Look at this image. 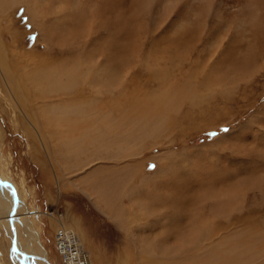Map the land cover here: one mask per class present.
<instances>
[{"label": "rangeland", "instance_id": "374dc122", "mask_svg": "<svg viewBox=\"0 0 264 264\" xmlns=\"http://www.w3.org/2000/svg\"><path fill=\"white\" fill-rule=\"evenodd\" d=\"M132 4L0 0V174L49 264L61 224L92 264H138L141 246L166 264H264V32L158 31ZM71 104L68 122L49 113ZM74 117L69 154L50 123ZM11 246L0 226L2 264Z\"/></svg>", "mask_w": 264, "mask_h": 264}, {"label": "bare ground", "instance_id": "6f19581e", "mask_svg": "<svg viewBox=\"0 0 264 264\" xmlns=\"http://www.w3.org/2000/svg\"><path fill=\"white\" fill-rule=\"evenodd\" d=\"M132 1H133L132 5H135L134 11H135V13H137L135 15L142 16L140 18H147L149 16L148 18H151L152 25H154V27H157L156 29H158V31H161V30L166 28V29H168V32H170V33L174 32L173 34H177L178 32H186V33L191 32V33H193L194 31H197V32L203 34L204 32L207 31V29L208 30H214V29L219 28V32H220L222 29H223V31H228V29L234 28V30H236L237 32L238 31L239 32L254 31V32H261L262 35L264 32V0H132ZM99 3H102V1ZM58 4H59V2H58ZM118 4H120V3H118ZM130 4H131V2H130ZM128 5H129V3H128ZM101 8H104V7L102 6ZM109 8H110V6H109ZM94 9H95V6H94ZM106 9H108V8H106ZM129 9H130V7H129ZM75 14H76V12H75ZM106 14H108V13H106ZM96 15H98V14H96ZM126 15H127V13H126ZM141 21H143V20L141 19ZM61 23H63V22H61ZM57 29H58V27H57ZM154 30H155V28H154ZM11 31H13V30H11ZM155 32H156V30H155ZM186 33H185V36H186ZM183 39H184V37H183ZM3 46L4 45L1 42L0 43V56L3 55L6 58L11 59L13 55L7 54L5 52L6 49ZM209 48H211V46ZM1 49L3 51H1ZM99 68H98V70H99ZM12 73H13V76L15 78V82L17 83V87L23 91L25 89L26 94L23 95V92H22V97L25 96L24 97L25 103H26L25 106H27V107L32 106L31 104L29 105L27 103L29 100V96L31 94V91L28 90L29 88L25 85L23 80H20V79H22L19 76L20 71L16 70L14 68ZM11 78H13V77H11ZM20 81H22V82H20ZM14 94H15V92H14ZM73 108L74 107L72 106V104L67 105V106H63V107H58V108L53 107L52 109L49 110L50 111L49 113L51 114V116H53V115L55 116V115L60 114L62 116V119L65 122H68L69 120H66V118L69 115L75 114L77 112V110H72ZM75 118L76 117H74V120H73L74 123H70L67 125H66V123L60 124L59 122H57L56 124L55 123L53 124L52 122L50 123V125H52L53 128L58 127L61 129V132L58 134H60V135L63 134V136L60 138H62V140H64V144H65L64 146H65L67 153H69V151H71L70 153H72V150L74 152V148L71 147L73 145L71 142V139L72 140L74 139L73 136L75 135V132H77V129H76L77 127L75 126V124L78 123V126H79V121L81 119V118L80 119H75ZM103 118L104 117H102L100 119L92 118L91 120L92 121L96 120L95 122H100V120H102ZM47 119L48 118H46L45 120H47ZM38 120L40 121L39 118H38ZM47 121H49V119ZM102 122H103V120H102ZM58 125H60L61 127ZM42 126H43V124L41 123L38 127L39 128L38 133L41 136V139L45 136V135L43 136V134H42L43 133ZM97 129H100V125L95 126V125L91 124V126L87 128L88 133L85 134L84 132H82V134H80L79 136H80V138L85 139V138H88L89 135H93L92 140H95L96 138L94 136H97L96 134H99V132H100ZM101 131H103V130H101ZM5 180L6 179H4L3 176L0 174V226L3 227L4 234L9 239L10 244L12 245L11 246L12 251L10 252L11 254L9 255V259L11 260V263L12 264H20V262H23V264H25L24 263L25 260L22 261L21 256H23V258H24V256H28L30 264H49V258H48L47 252L42 247L39 234L35 230L33 222L31 221V213H30V211L26 205L24 197L16 188H14L7 180L6 181ZM58 183H62V182L58 181ZM14 195H16V197H17L18 204L16 206L14 215L11 216V212H12L13 207H14ZM65 227H67V226H65ZM65 227L61 224L60 228L58 229L57 235H56L57 250L59 252V255L63 258L62 263L63 264H92L89 255L84 250L83 234H81V233H80V235L75 234V232H73V231H71ZM195 230H196V228H195ZM78 232H79V230H77V233ZM182 239H184V238H182ZM181 244H182V242H181ZM141 247L142 248L140 250L138 249L139 252L137 254V258H138L137 263L138 264H144V263L145 264H166L164 262L165 259L159 258L163 255L158 256L152 252L151 248H148V247L144 248L143 246H141ZM188 247H189V245H188ZM238 247H240V246H238ZM210 248H211V246H210ZM233 248H236V247H233ZM161 249H162L161 250L162 252L160 251V253H164L167 250V249H164L163 247ZM170 251H171V249H170ZM167 256L169 257L170 255H167ZM173 256H175V255H173ZM1 257H2V255L0 254V260H1ZM176 258H177V254H176ZM176 258L174 257V259H176ZM182 258H184V257H181V259ZM167 262H168V260H167ZM124 263L126 264V262H124ZM171 263H169V264H171ZM0 264H2L1 261H0ZM120 264H122V263H120ZM173 264H176V263H173Z\"/></svg>", "mask_w": 264, "mask_h": 264}, {"label": "water", "instance_id": "95a60500", "mask_svg": "<svg viewBox=\"0 0 264 264\" xmlns=\"http://www.w3.org/2000/svg\"><path fill=\"white\" fill-rule=\"evenodd\" d=\"M13 193H14V192H13ZM17 204H18V200H17L16 195H14V207H13V210H12V212H11V216L14 215ZM21 257H23V256H21ZM22 261H23V259H22ZM20 264H23V262H20Z\"/></svg>", "mask_w": 264, "mask_h": 264}, {"label": "snow or ice", "instance_id": "6c2138e0", "mask_svg": "<svg viewBox=\"0 0 264 264\" xmlns=\"http://www.w3.org/2000/svg\"><path fill=\"white\" fill-rule=\"evenodd\" d=\"M210 135H215V133H210Z\"/></svg>", "mask_w": 264, "mask_h": 264}]
</instances>
